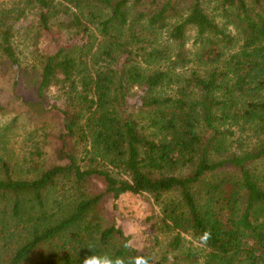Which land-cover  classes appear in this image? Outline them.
<instances>
[{"label":"trees","instance_id":"trees-1","mask_svg":"<svg viewBox=\"0 0 264 264\" xmlns=\"http://www.w3.org/2000/svg\"><path fill=\"white\" fill-rule=\"evenodd\" d=\"M2 4L0 55L15 88L18 21L35 12L40 29L66 38L27 102L47 114L54 90L57 162L23 179L0 158V264H83L105 252L154 264L153 252L124 247L131 238L102 208L127 194L160 208L162 263L264 264V0Z\"/></svg>","mask_w":264,"mask_h":264},{"label":"rangeland","instance_id":"rangeland-1","mask_svg":"<svg viewBox=\"0 0 264 264\" xmlns=\"http://www.w3.org/2000/svg\"><path fill=\"white\" fill-rule=\"evenodd\" d=\"M12 1L0 0V5ZM15 28L14 47L21 66L17 88L14 87L16 71L0 55V158L10 163L16 177L33 179L57 162L62 118L56 110L50 109L56 104L54 90L46 101L47 114L30 112L27 102L38 101L36 84L43 58L53 54L66 35L56 27L51 31L40 29L35 12L27 13ZM195 36L194 30L188 33V47L192 50ZM38 148L40 158L36 155ZM92 188L97 192L104 189L100 183H94ZM102 208L106 216L131 238L135 248L155 254L154 264H173L172 260L164 263L161 260L169 236L161 229V211L151 196L127 194L115 201L109 195L103 200ZM193 247L201 246L194 242Z\"/></svg>","mask_w":264,"mask_h":264},{"label":"clouds","instance_id":"clouds-1","mask_svg":"<svg viewBox=\"0 0 264 264\" xmlns=\"http://www.w3.org/2000/svg\"><path fill=\"white\" fill-rule=\"evenodd\" d=\"M212 234L210 231H205L200 236V243L207 245L211 240ZM133 242L131 240L124 244L126 249H131ZM91 250V249H90ZM92 251V250H91ZM154 258L152 256L136 255V256H116L110 253L91 254L83 260V264H153Z\"/></svg>","mask_w":264,"mask_h":264}]
</instances>
